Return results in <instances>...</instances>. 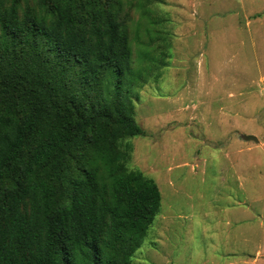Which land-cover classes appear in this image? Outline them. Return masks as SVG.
Segmentation results:
<instances>
[{
	"label": "trees",
	"instance_id": "16d2710c",
	"mask_svg": "<svg viewBox=\"0 0 264 264\" xmlns=\"http://www.w3.org/2000/svg\"><path fill=\"white\" fill-rule=\"evenodd\" d=\"M152 2L129 3L150 19ZM124 4L0 0V264H131L159 213L126 165L147 71Z\"/></svg>",
	"mask_w": 264,
	"mask_h": 264
},
{
	"label": "rangeland",
	"instance_id": "374dc122",
	"mask_svg": "<svg viewBox=\"0 0 264 264\" xmlns=\"http://www.w3.org/2000/svg\"><path fill=\"white\" fill-rule=\"evenodd\" d=\"M130 1L146 136L128 139L126 165L161 195L131 264H264V0H155L150 19Z\"/></svg>",
	"mask_w": 264,
	"mask_h": 264
},
{
	"label": "water",
	"instance_id": "95a60500",
	"mask_svg": "<svg viewBox=\"0 0 264 264\" xmlns=\"http://www.w3.org/2000/svg\"><path fill=\"white\" fill-rule=\"evenodd\" d=\"M240 137L244 141H253L255 143L258 142V139L255 136H253V135H241Z\"/></svg>",
	"mask_w": 264,
	"mask_h": 264
}]
</instances>
